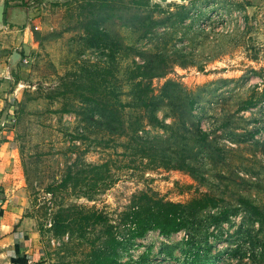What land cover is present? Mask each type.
Segmentation results:
<instances>
[{
  "label": "rangeland",
  "instance_id": "obj_1",
  "mask_svg": "<svg viewBox=\"0 0 264 264\" xmlns=\"http://www.w3.org/2000/svg\"><path fill=\"white\" fill-rule=\"evenodd\" d=\"M5 1L1 41L8 48L1 59L6 64L9 51L21 57L10 74L18 83L8 80L0 90V114L9 119L19 162L15 204L34 222L36 264H85L78 234L52 238L47 231L58 210L91 208L116 224L140 192L173 203L195 192L219 198L216 210L193 217L191 241L210 245L217 264H264V0L170 2L161 13L115 0V17L97 21L91 42L79 25L88 20L89 0ZM93 11L97 19L105 15L100 7ZM133 15L160 23L140 37V30L121 25ZM144 57L156 60L154 67L161 62L157 70L166 75L137 88L133 79ZM165 81L176 85L171 101L160 97ZM137 91L147 95L145 110L128 105ZM75 96L102 114L116 110L114 133L93 124L91 107ZM246 100L251 105L244 108ZM151 111L163 129L148 125ZM239 199L263 219L238 210ZM224 212L235 217L206 239L208 224ZM99 232L96 227L86 238ZM183 240L181 232L167 238L148 232L120 262L181 264Z\"/></svg>",
  "mask_w": 264,
  "mask_h": 264
},
{
  "label": "trees",
  "instance_id": "obj_2",
  "mask_svg": "<svg viewBox=\"0 0 264 264\" xmlns=\"http://www.w3.org/2000/svg\"><path fill=\"white\" fill-rule=\"evenodd\" d=\"M114 3L115 0L87 1L88 7L91 8L89 12H86V19L88 20L84 24L79 22V25L84 35L88 37V41L91 42L94 39L95 35L93 36L92 31H96V28L98 27L96 25L98 24L97 21H103L115 17L116 10L113 7ZM128 5L137 8H144L148 11V13H161L164 11V9H162L158 4L150 5L148 0H129ZM7 6L8 5L5 1L3 24L5 22V10ZM95 7H100V11L105 12L103 18L97 19V15L95 17V12H97L93 11ZM179 21H182V19H179ZM159 23L160 22L156 20H152L150 15L141 18L137 15H133L131 18H129V20L124 21L121 25L128 29L140 30V37H145L152 29L157 27ZM90 46H92V44H90ZM155 61L156 60L152 58H142L141 64L143 65L137 67V69H140L141 71L136 76L139 79L137 82H134L136 79H133V85H136L138 88L141 83L144 82V80H150L154 78L161 79L166 75L164 71L159 72L157 70V67L161 62L156 63L157 66L154 67ZM11 77L14 81H16V78H14L13 75H11ZM129 82L130 81H128V83ZM173 85L176 87L175 84L165 81L161 86L159 91L160 97L165 101H171L173 99V94L170 91V87H173ZM140 94L142 95L139 96ZM260 96H264V88L261 90ZM83 97L84 96L80 94L79 98ZM133 98L134 101L131 100L128 105L135 102L138 103V107L144 110L148 108V98L146 93H139V91H137L135 94H133ZM74 99L77 100V102L84 104L86 109L91 107L89 111L92 113V115H95L98 118L96 121H100L104 125L99 126L96 121L94 122L91 120L94 119V116H89L88 119H90L93 124L97 125L98 127H103L108 134L114 133L115 129L113 128V123L118 121V112L116 110L112 109L111 107L112 110H107L108 115L102 114L99 110L100 108H97V104H93L91 106L87 104L86 106L84 102H80L78 100L77 96H75ZM84 100H88V98H84ZM89 101L92 102V100ZM137 105L130 106L136 108ZM250 105L251 103L249 100L244 102V108H247ZM186 106L188 110H190L193 106V100L187 99ZM62 112L66 113L68 111L64 110ZM73 115L80 116L81 114H76L73 112ZM103 115H106V117ZM146 119L149 126H154L161 129L164 128V124L154 116L152 111L149 112V116ZM85 122H87V120L82 117L81 124L84 125ZM132 133L135 134L136 130L133 129ZM69 177V174L66 175L64 180L61 182L62 187L65 182H67ZM47 191L51 192V187H48ZM220 203L221 200L219 198L208 193L195 192L194 195L191 196L187 201L183 203H173L158 198L153 193L148 194L145 192H140L132 198V201L123 211L118 213L116 224H111L108 217L99 211L73 205L58 210V212L51 219L47 231L50 233L52 238H60L63 236L67 237L72 235L74 232L78 234V237L83 239L85 243V264H134L135 262H131V260L120 262L121 253L124 252L127 254L130 248L133 247L132 245L134 240L143 238L146 233L151 231L156 232L163 238H167L170 235L180 232L185 235L183 241L184 244H186V248L184 246L185 250L182 252L183 255L181 264H217L220 256H215L216 259L213 257L210 258L208 253L211 250V246L206 244V242L191 241L189 230L193 224L194 216L204 213L205 211L216 210ZM237 203V209H240L244 214L254 218L255 221L260 222L263 219L261 211L256 206L250 204L247 200L239 199L237 200ZM238 210H234V212ZM224 213L225 214L220 216V218H216L217 223L208 224L206 229V239H214L218 233V230H220L221 225L228 223L229 219L233 218L231 215L234 216V214L231 212L229 214L228 212ZM96 227H98L100 230L99 235L91 240L86 238V235L95 230ZM247 250L249 251L246 253L251 251L249 247ZM170 252L171 251H169L167 254L168 256L170 255ZM253 257L254 255L251 254L250 259Z\"/></svg>",
  "mask_w": 264,
  "mask_h": 264
},
{
  "label": "crops",
  "instance_id": "obj_3",
  "mask_svg": "<svg viewBox=\"0 0 264 264\" xmlns=\"http://www.w3.org/2000/svg\"><path fill=\"white\" fill-rule=\"evenodd\" d=\"M3 27L0 28V90L4 89L2 86L7 85L8 80L13 85L18 83L7 72L8 77L6 75L3 78L6 64L1 56L4 49L8 48V45L1 41ZM10 53L11 51L7 54L6 62ZM1 109L0 101V113ZM9 124V119H3L0 114V264H36L40 252L33 243L36 238L32 231L34 222L30 217H21L22 208L16 207L15 204L17 193L12 191L16 177L13 174L18 170L19 162L14 144L11 143L12 132L9 130Z\"/></svg>",
  "mask_w": 264,
  "mask_h": 264
},
{
  "label": "water",
  "instance_id": "obj_4",
  "mask_svg": "<svg viewBox=\"0 0 264 264\" xmlns=\"http://www.w3.org/2000/svg\"><path fill=\"white\" fill-rule=\"evenodd\" d=\"M149 4H158L161 8H164L170 2L182 5L186 2H191L194 0H148ZM4 2L5 0H0V28L3 26V13H4ZM20 60V55L16 52H11L7 58L6 71L10 75L15 71L16 64Z\"/></svg>",
  "mask_w": 264,
  "mask_h": 264
},
{
  "label": "built area",
  "instance_id": "obj_5",
  "mask_svg": "<svg viewBox=\"0 0 264 264\" xmlns=\"http://www.w3.org/2000/svg\"><path fill=\"white\" fill-rule=\"evenodd\" d=\"M181 234H182V237L185 238V235L183 233H181Z\"/></svg>",
  "mask_w": 264,
  "mask_h": 264
}]
</instances>
